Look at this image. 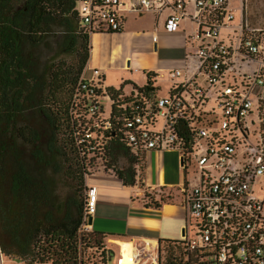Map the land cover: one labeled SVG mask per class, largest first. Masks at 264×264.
Masks as SVG:
<instances>
[{
  "label": "built area",
  "instance_id": "1",
  "mask_svg": "<svg viewBox=\"0 0 264 264\" xmlns=\"http://www.w3.org/2000/svg\"><path fill=\"white\" fill-rule=\"evenodd\" d=\"M243 9L242 0H75L77 30L89 38L150 14L153 44L158 30L184 39L183 61L167 70L165 92L150 77L121 95L127 101L119 118L111 117L114 101L99 70L81 75L71 101L78 144L88 153L80 232L90 231L97 205L90 176L113 174L103 146L116 135L137 161L135 181L146 153L177 154L185 218L168 245L179 264H264V27L249 24ZM166 247L143 240L130 257L162 264ZM6 259L0 245V264Z\"/></svg>",
  "mask_w": 264,
  "mask_h": 264
},
{
  "label": "trees",
  "instance_id": "2",
  "mask_svg": "<svg viewBox=\"0 0 264 264\" xmlns=\"http://www.w3.org/2000/svg\"><path fill=\"white\" fill-rule=\"evenodd\" d=\"M74 6L75 0H0V245L6 258L26 264H105L113 257L107 240L124 239L79 231L88 153L78 144L71 101L90 42L77 30ZM106 91L114 101L111 117L123 116L119 107L127 99ZM103 151L106 172L133 187L137 161L119 137L110 135ZM48 158L66 165L64 197L47 174ZM121 159L126 165L119 167ZM170 192L158 198L145 192L144 207L160 208ZM158 242L167 244L162 264H179L172 241ZM92 250L98 262L87 255Z\"/></svg>",
  "mask_w": 264,
  "mask_h": 264
},
{
  "label": "crops",
  "instance_id": "3",
  "mask_svg": "<svg viewBox=\"0 0 264 264\" xmlns=\"http://www.w3.org/2000/svg\"><path fill=\"white\" fill-rule=\"evenodd\" d=\"M156 21V17L150 14L129 17L117 33L90 36L89 58L82 77L88 79L92 70H99L106 88L128 95L131 88H140L151 82L147 77V73H150L157 83L163 82L167 88V70L179 66L183 61V43L176 41L182 34L158 30L157 42L153 44L151 34ZM142 36L146 40L137 38ZM174 41V46H163ZM140 179L135 181L133 187H124L115 176L93 175L88 185L96 187L97 205L91 217L90 229L104 234L121 235L132 243L143 240H176L185 218L178 190L182 181L177 154L172 151L146 153ZM167 191H171L169 200L160 208L144 207L147 202L145 192L158 198L159 193L167 194ZM120 250L117 246V257ZM111 260L112 258L107 264H116Z\"/></svg>",
  "mask_w": 264,
  "mask_h": 264
},
{
  "label": "rangeland",
  "instance_id": "4",
  "mask_svg": "<svg viewBox=\"0 0 264 264\" xmlns=\"http://www.w3.org/2000/svg\"><path fill=\"white\" fill-rule=\"evenodd\" d=\"M242 2L244 5L243 16H244V18L247 19L248 23L251 24L252 26L264 27V0H242ZM141 27L144 28L145 30H147L146 26L142 25ZM137 38L139 40H146V38L143 36L137 37ZM176 41L178 43H183V46H184L183 36H179V38ZM175 43L176 42L174 41V42H170L169 44H165V45L163 44V46L164 47H171V46H174L173 44H175ZM159 47H161V46H159ZM156 84H157L156 86L160 87V89H161L160 93H164L166 87L163 84V82H159V83L156 82ZM48 160H49L50 166L48 167L47 174L51 179L56 180V182H57L56 194L58 196L64 197L65 195H67L70 192L69 188H68V186L70 185V182L66 178V174H68V170L66 169V165H64V163L62 161L61 162L59 161V163L57 164L58 167H56L55 163L52 164V159L48 158ZM125 161L123 159H121L117 166L122 167L123 165H126ZM53 168L57 169L56 173H55V170H53ZM98 174L114 176L111 173H101L100 170H99ZM180 176H181V181H182L181 172H180ZM90 179H93V175L90 176L89 180ZM89 180H88V183H89ZM91 231L92 230L90 229V231H88V232H91ZM112 241L113 240H108L107 242H108V244H111V245H109V246H111L109 248L111 251H113L112 260L114 259V261L111 260V262L115 263L116 262L115 259L117 258V254H118L117 253V247H116L117 245L114 244ZM117 241L129 242L126 239L117 240ZM132 244L135 246H141L140 241H135ZM88 254L89 255L92 254L93 255L92 260L95 262H98V254H96L93 250L87 251V255ZM6 264H26V263L18 262V261L12 260V259L11 260L6 259Z\"/></svg>",
  "mask_w": 264,
  "mask_h": 264
},
{
  "label": "bare ground",
  "instance_id": "5",
  "mask_svg": "<svg viewBox=\"0 0 264 264\" xmlns=\"http://www.w3.org/2000/svg\"><path fill=\"white\" fill-rule=\"evenodd\" d=\"M114 244L120 247L121 249V261L119 264H133L132 259L130 257L131 245L126 241H112Z\"/></svg>",
  "mask_w": 264,
  "mask_h": 264
},
{
  "label": "water",
  "instance_id": "6",
  "mask_svg": "<svg viewBox=\"0 0 264 264\" xmlns=\"http://www.w3.org/2000/svg\"><path fill=\"white\" fill-rule=\"evenodd\" d=\"M91 223H92V219H91V217H89L88 218V224L91 225Z\"/></svg>",
  "mask_w": 264,
  "mask_h": 264
}]
</instances>
